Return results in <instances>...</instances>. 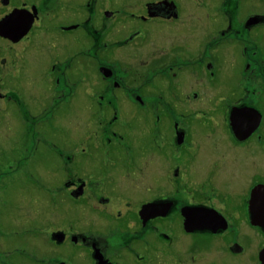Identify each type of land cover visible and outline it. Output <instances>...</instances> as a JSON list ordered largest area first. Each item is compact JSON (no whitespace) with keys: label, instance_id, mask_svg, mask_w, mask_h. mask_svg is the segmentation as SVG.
Returning <instances> with one entry per match:
<instances>
[{"label":"flooded vegetation","instance_id":"flooded-vegetation-1","mask_svg":"<svg viewBox=\"0 0 264 264\" xmlns=\"http://www.w3.org/2000/svg\"><path fill=\"white\" fill-rule=\"evenodd\" d=\"M26 179L51 207L4 215ZM7 230L33 264H264V0H0L17 264Z\"/></svg>","mask_w":264,"mask_h":264},{"label":"rangeland","instance_id":"rangeland-1","mask_svg":"<svg viewBox=\"0 0 264 264\" xmlns=\"http://www.w3.org/2000/svg\"><path fill=\"white\" fill-rule=\"evenodd\" d=\"M260 7V11L263 10V6L258 5ZM205 108V106H203ZM16 120V119H13ZM17 159V158H16ZM21 160H23L21 158ZM20 163H22L20 161ZM17 174L15 175L14 179L18 176L19 180L21 179V173L19 171H16ZM24 172V171H23ZM30 174V173H29ZM44 182H41L42 185ZM52 192V191H51ZM5 197L7 198V203L4 204V215H8L13 213L15 216H21L22 218L27 217L28 212L32 211H38V210H44L49 209L51 207V203H47L45 200V194L42 193V190L39 186L31 182L29 179H26L25 181L19 182L18 185L15 186V188L7 189L4 192ZM57 202H60L59 197H56ZM45 203V204H44ZM26 223L22 221V233L20 232L19 235L23 234L24 240H28V237L31 234V230L29 225H25ZM12 233H17L14 230H7L6 238L8 239L7 245H6V255L5 258L9 259L11 263H17V264H33V260L30 258L33 257V250L29 245L21 247L17 245V243H13L9 240V235ZM30 243V239L28 240L27 244ZM26 247V249H25ZM43 256V255H42ZM40 256L42 259L43 257ZM56 258H58L56 255H54ZM3 257V256H2ZM49 260H54L52 255L48 256ZM23 260V261H20ZM20 261V262H18Z\"/></svg>","mask_w":264,"mask_h":264},{"label":"bare ground","instance_id":"bare-ground-1","mask_svg":"<svg viewBox=\"0 0 264 264\" xmlns=\"http://www.w3.org/2000/svg\"><path fill=\"white\" fill-rule=\"evenodd\" d=\"M208 152V151H207Z\"/></svg>","mask_w":264,"mask_h":264}]
</instances>
